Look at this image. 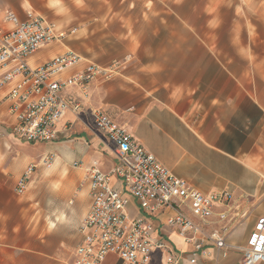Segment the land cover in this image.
<instances>
[{"label": "crops", "instance_id": "1", "mask_svg": "<svg viewBox=\"0 0 264 264\" xmlns=\"http://www.w3.org/2000/svg\"><path fill=\"white\" fill-rule=\"evenodd\" d=\"M0 10L20 21L31 13L61 31L75 29L30 56L31 67L66 52L102 67L129 57L119 76L91 86L83 110L68 113L50 143H25L12 135L6 89L0 92V124L19 143L12 147L20 160L17 175H0V264H72L89 209L85 169L97 161L108 172L115 163L107 139L85 124L90 108L101 109L197 192L231 193L229 206L215 208L208 223L225 228L224 242L232 248L222 256V250L206 246L196 264H243L241 249L255 221L264 216V18L248 21L241 37L222 38L207 30L190 40L200 55L176 65L172 35H162L161 21L132 14L124 0H0ZM0 26L9 28L1 19ZM45 157L56 167L64 161L82 164L74 175H32L25 193L17 195L15 186L26 167ZM129 211L137 213L133 203ZM221 213L223 222L218 221ZM171 215L165 211L154 221V237L176 253L187 252L183 237L165 225ZM164 261V253L153 250L148 264ZM118 263L114 255L103 262Z\"/></svg>", "mask_w": 264, "mask_h": 264}, {"label": "built area", "instance_id": "2", "mask_svg": "<svg viewBox=\"0 0 264 264\" xmlns=\"http://www.w3.org/2000/svg\"><path fill=\"white\" fill-rule=\"evenodd\" d=\"M0 19L9 26H0V92L6 89L13 119L11 133L25 143L55 141L57 127L65 116L77 115L87 104L91 86L119 76L129 58L102 67L66 52L31 67L27 62L30 56L62 42L75 29L61 31L31 13L20 21L12 12L0 10ZM68 91L73 94L68 96ZM88 113L94 131L107 139L115 163L108 172H103L97 161L85 169L89 209L79 227L81 240L74 249L72 264H103L109 255H114L118 264H148L153 250L164 253V264H196L206 246L222 250V256H226L232 246L224 242L225 228L213 229L208 221L215 208L229 206L231 193L197 192L158 163L101 109L90 108ZM70 128L71 123L64 127ZM38 165L50 168L52 161L45 157L37 165L26 167L15 186L17 195L25 193ZM132 203L135 215L129 211ZM165 211L172 213L165 225L183 237L187 252L176 253L154 237V221ZM225 220V213H221L218 221ZM252 227L241 249L242 262L264 264V216Z\"/></svg>", "mask_w": 264, "mask_h": 264}, {"label": "rangeland", "instance_id": "3", "mask_svg": "<svg viewBox=\"0 0 264 264\" xmlns=\"http://www.w3.org/2000/svg\"><path fill=\"white\" fill-rule=\"evenodd\" d=\"M124 1L132 14L147 13L148 17L161 21L163 24L162 35L165 36L167 33L172 35L173 61L176 65L186 64L192 57L200 55L197 48H192L190 40L200 39L207 30L210 35L213 32L220 33L222 38L232 35L241 37V35L247 34L248 21L257 22L264 18V0ZM257 25L258 32H262L263 28L259 27V23ZM226 26V32L221 33ZM85 124L94 131L88 113ZM3 127L5 126L0 124V175H17L16 173L20 169V160L12 145L19 143L9 137ZM74 136L77 135L74 134L72 137ZM39 160L33 161V164L37 165ZM81 164L76 161H64L59 167L52 165L47 169L38 165L33 175H74V172L80 169ZM23 169L18 175L22 173ZM260 208L264 209V197L261 199Z\"/></svg>", "mask_w": 264, "mask_h": 264}]
</instances>
